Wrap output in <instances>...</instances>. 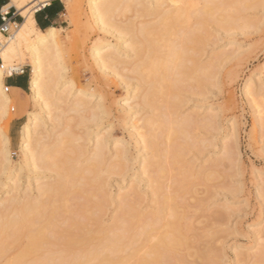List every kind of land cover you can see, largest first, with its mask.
<instances>
[{
	"label": "rangeland",
	"instance_id": "rangeland-1",
	"mask_svg": "<svg viewBox=\"0 0 264 264\" xmlns=\"http://www.w3.org/2000/svg\"><path fill=\"white\" fill-rule=\"evenodd\" d=\"M155 1L145 2L153 8ZM236 1L239 2V0H189L187 3L196 9L207 4L210 7L215 3L222 4L225 10L215 11L213 15V18L217 19L222 15L237 13V9L241 11L242 8L239 6L242 0L240 4ZM257 1L252 0V3L255 4ZM248 4L253 6L251 1ZM261 5L248 11L242 10L241 13L238 10L244 20L238 13L234 14L237 18L233 15L232 17L238 20L236 22L232 20L231 25H220L212 18L204 22L200 36L202 42L191 47H198L195 57L202 68L211 66V70L213 67L212 76L208 70L210 79L203 75L204 79L198 83L191 63H186L190 69L184 71L178 87L170 92L166 89L163 91L165 93L159 90L157 92L156 89L155 92L150 90V78H146L147 70L143 73V79L146 78L144 83L128 80L129 86L122 75L134 79L136 75L127 69L102 73L94 62L91 49L98 41L115 43L119 40L94 24L88 0H79L73 15H69L64 9L61 21L54 27L59 28L61 32L63 69L67 67L66 81L69 83L73 80L76 83V88L69 98L70 104L77 96V89L82 87L81 89L87 92L85 98L90 102L88 105L91 107L90 110L99 108L95 110L98 121L83 124L84 128L80 125L75 126L77 117L74 113L66 114L67 121H72L70 124L75 126H72V129L79 127L77 131L72 130L77 134V140L79 136L75 145L81 147L84 145L83 148L86 149L83 150L88 149L91 152L94 150L95 142L103 138L108 151L105 163L107 169L112 168L110 165L114 164L118 167L115 168V172L113 169L112 172L101 174L105 191L103 197L106 200L102 197L103 210L95 215L98 216L97 223L88 222V228L96 237L100 238L101 232L112 229L116 220L120 219L122 212L125 211V206L129 205L141 215V220L133 224V233L138 234L146 227L145 217L155 214L156 217L162 218L161 223H155L152 227L155 231L151 234L150 242L153 240L151 244L155 245L160 235H168L171 232L170 228L164 227V223L175 221V218L171 219L169 216L171 211L168 199H172L173 212L179 216L178 226L188 240V246L178 248L183 264H264V125L261 127L258 124L256 109L248 103L243 93L246 80L260 73L264 65V3ZM116 18L121 25L127 23L136 30L149 29L145 31L144 39L142 36L144 43L146 40L157 38L154 30L150 28H153L152 25L157 23L158 19L138 17L133 10L120 13ZM18 21L19 25L23 22L19 13ZM193 25L192 22L186 25V28ZM131 37L130 35L125 40H120L119 44L129 45ZM1 39L5 43L8 37ZM132 58L130 60L133 61ZM15 61L16 64L21 62L18 58H15ZM24 61L25 74L22 77L26 79L28 88L18 94L22 104L10 106V114L15 116L12 122L5 120L0 123V134L7 135L11 140V169L15 171L13 175L0 171L1 202L5 197L12 195L14 190H17L21 197L28 191L30 185L32 195L36 197L37 193L34 190L36 182H55V172L52 170L31 173L25 168L23 172H19V166L24 161L19 148L21 130L27 121V113L34 111L31 103L32 67L27 53ZM5 86H8L6 82ZM65 88L66 86L59 87L58 93L63 92ZM135 94H139L138 97H135ZM146 95L153 108L144 103L143 98ZM259 104L264 113V96L259 99ZM89 113L87 115L90 116ZM161 114L163 117H160ZM87 115L86 117H89ZM168 117L173 120L190 119L193 123L174 143L173 150L179 155L180 162L165 165L167 173L160 179L163 189L158 191L157 201L156 188L154 189L156 186L153 183L157 177L153 171L155 169L147 171L145 164L153 163L159 155H163L164 162L167 159L164 154L170 144L169 136L173 135L175 129L174 124L170 125L171 120ZM152 118L166 123L169 121L168 125L163 126L164 132L155 129L151 133L147 128L139 131L137 125L141 127L142 123H137L138 120ZM262 118L264 120V116ZM46 120V130H56L58 134L53 123L48 122V117ZM141 133L146 136L161 134L159 139L155 140L157 151L149 148L147 143L140 139ZM84 138L86 142H90L86 143ZM68 150L67 153H70ZM121 153L122 155L124 153V159H117V155ZM87 176L85 174L81 177ZM184 176L185 188L181 191L177 186ZM81 177L79 181L85 183ZM83 196L82 192L69 191L68 207L69 210L73 209L70 212L73 211L75 216L72 213L70 216L67 215L68 217L80 218L78 215L80 213L76 211L79 204L84 203ZM87 247L92 246L88 244ZM141 250L138 257L147 249L144 248L142 252ZM16 252L11 251L9 256L15 255ZM260 256H263L261 261L258 259ZM5 262L4 260L3 264Z\"/></svg>",
	"mask_w": 264,
	"mask_h": 264
},
{
	"label": "bare ground",
	"instance_id": "bare-ground-1",
	"mask_svg": "<svg viewBox=\"0 0 264 264\" xmlns=\"http://www.w3.org/2000/svg\"><path fill=\"white\" fill-rule=\"evenodd\" d=\"M48 1L10 0V5L4 8V11L7 12L11 9L10 7H15L17 13L23 18V22L15 31L14 29L11 30L10 37L6 39L1 52L3 63L0 64V123L5 120L12 122L15 118L14 115L10 114L12 100L8 88L5 86V76H12L14 73L23 70V66L26 64L24 57L27 53L32 67L31 103L34 111L27 113V121L21 130L19 148L24 161L19 166V172H23L25 168H28L31 173L52 170L55 172V182H36L34 189L37 193L36 197L32 195L33 190L30 189L32 188L30 185L28 191L21 197L17 190H14L12 195L5 197L2 202L0 201V264H3L4 260L6 261L5 264H133L134 261V264H183L178 248L188 246V240L178 226L177 217L179 216L173 212L174 200L172 199H168L170 201L169 211H171L169 216L171 219L175 218V221H165L164 223V227L170 228L171 232L168 235H160L161 237L158 238L159 241L155 245L151 244L153 240L150 242L151 234L155 231L152 227L155 223H161L162 218L156 217L155 214L145 217L144 226L146 227L138 234L133 233V224L135 221L141 220V215L129 205L125 206V211L122 212L120 219L116 220L112 229L101 232L102 237H96L94 232L88 228V222L97 223L98 216L96 218L95 215L103 210L102 197L105 195V191L101 174L108 173L113 169L115 172V168L118 167L114 164L110 165L113 166L112 168L109 166L110 168L107 169L105 163L108 159V151L103 138L95 142L94 150L91 152L88 149L84 151L83 149H86V147L83 148L84 145L82 147L75 145L79 136L77 140V134L74 131L79 127L72 129L73 125L70 124L72 121H67L66 114L74 113L77 117L75 126H82L98 121L95 110L99 108L90 110L91 107L88 106L90 102L85 98L87 92L85 89H81L82 87L77 89V96L70 104L69 98L76 88V83L73 80L69 83L66 81L65 68L67 67L64 65L65 68L63 69V41L60 29L53 27L47 31L41 30L38 28L35 19L36 11ZM62 1L68 14L73 15L75 5L79 0ZM145 1L88 0L94 24L101 30L110 33L119 41L125 40L127 36H132L129 45L119 44V41L115 43L97 42L91 51L99 70L105 74L108 71L117 72L121 69L131 71L136 75L135 79L122 75L127 80L128 86L129 81L137 80L144 83L149 77L150 90L155 92L156 89L157 92L159 90L161 93L166 89L167 92H170L178 87L180 77L185 70L190 69L186 63H191V69L196 72L195 80L198 83L204 79L203 75H206V79H210L208 70L211 66L202 68L195 57L198 53V47L191 46H198L202 42L200 36L204 22L209 18L214 19L215 11H224L225 8H222V4L214 2L213 7L207 4L196 9L187 3L189 0H156L152 8ZM247 1H251V5L253 4L252 0H242L241 2L239 0L241 4L236 2L241 5L238 6L242 10L246 11L250 8L255 9L264 3V0H255L257 2L250 6ZM131 10L135 11L138 17L147 16L159 20L152 25L153 28H150L154 30V35H157L155 40L151 39V42L146 40L144 43L142 36L144 39V33L149 29L147 31L145 28L136 30L130 24L121 25L117 22L116 16L118 14ZM238 10L240 11V9L236 10L237 13ZM240 13L238 14L240 15ZM234 14H232L233 17L236 16ZM232 15H222L217 19L215 18L214 21L224 26L231 25L232 20L233 22L238 20L235 19L237 16L233 18ZM239 15L240 18L241 15ZM241 17L244 20V17ZM192 22L194 25L186 28V25ZM0 38L3 37L0 35ZM132 57L134 58L133 61L130 60ZM15 58L21 62L16 64ZM145 70H147L148 75L143 79ZM211 70L209 71L210 75L212 74ZM65 86V90L58 93V88ZM263 89L264 65L260 73L252 75L246 80L243 88L248 103L256 109L257 122L261 127L264 125L262 118L264 113L260 109L259 99L264 96ZM137 95L139 94H135V97H138ZM148 99L147 95L144 96V103L153 108ZM89 112L91 113L90 116L87 115ZM47 117L49 118L48 122L53 123L54 129L58 130L59 135L56 130H46ZM160 117H163L162 114ZM169 119L170 122L165 121L169 122L170 125L174 124L175 129L173 128V135L171 134L173 138L168 135L170 141L168 143L170 144L164 154V157L167 156L165 157L167 163L165 164L162 159L163 155H159L153 163L145 164L147 171L155 169L153 171L157 177L154 178L153 183L156 186L154 187V189L156 188V199L159 196L158 191L163 189L160 179L164 178L167 173L165 165L180 162L179 155L173 150L174 143L178 136L183 135L189 125L193 123L190 119L173 120L171 117ZM139 122L142 123L141 127L137 125L139 131L147 128L151 133L155 129L164 132V125L167 124L163 120H154V118L151 120L141 119L137 123ZM59 129L62 131L60 132ZM160 135L146 136L141 133L140 139L142 138L149 148L157 151L155 140L159 139ZM10 145V138L3 133L0 134V171L3 173L10 172L13 175L15 171L11 169ZM67 150L70 151L69 154ZM123 157L124 153L117 155V159H124ZM122 169H124L123 166ZM85 174L88 175L87 178L81 177ZM80 177L81 180H85V183L79 181ZM182 179L177 186V189L181 191L185 188L183 186L185 185L183 183L185 176ZM70 190L82 192L84 195V203L82 202V205L80 203L77 207L76 212L80 213L78 214L80 218L77 219L67 216L73 213V211L70 212L73 209L69 210V201L67 200ZM104 199L106 200V198ZM88 244L92 247H87ZM144 248L147 249L145 253L142 252ZM13 250L17 252L10 257L9 254ZM140 250L142 256L138 257ZM263 256L258 258L259 261L262 260L261 257Z\"/></svg>",
	"mask_w": 264,
	"mask_h": 264
},
{
	"label": "crops",
	"instance_id": "crops-1",
	"mask_svg": "<svg viewBox=\"0 0 264 264\" xmlns=\"http://www.w3.org/2000/svg\"><path fill=\"white\" fill-rule=\"evenodd\" d=\"M10 5V0H0V11ZM11 12H14L15 7H10ZM65 4L61 0H55L46 8L36 11L35 19L39 29L47 31L59 23L64 15ZM9 77V76H8ZM8 86V93L11 97L12 104H22L18 98V94L25 92L28 88V83L22 76H15L11 79H5ZM15 111V109H14ZM17 115V114H16ZM20 115V114H19Z\"/></svg>",
	"mask_w": 264,
	"mask_h": 264
},
{
	"label": "built area",
	"instance_id": "built-area-1",
	"mask_svg": "<svg viewBox=\"0 0 264 264\" xmlns=\"http://www.w3.org/2000/svg\"><path fill=\"white\" fill-rule=\"evenodd\" d=\"M54 1L55 0H49L40 9L46 8L47 6H49ZM11 9H9L7 12H5L4 9H2L0 11V35L3 38H6V37L9 38L10 34H11V30L17 29L19 26L18 13H17L16 9L14 10V12H11ZM3 46H4V41L0 38V64L3 63L2 55H1ZM24 74H25V71L23 69L19 73H14L12 76L6 77V79H11L15 76H23Z\"/></svg>",
	"mask_w": 264,
	"mask_h": 264
}]
</instances>
